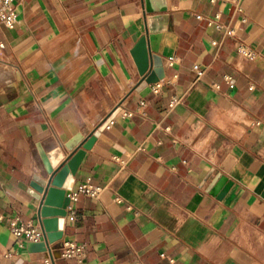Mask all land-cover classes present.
<instances>
[{"label":"crops","instance_id":"1","mask_svg":"<svg viewBox=\"0 0 264 264\" xmlns=\"http://www.w3.org/2000/svg\"><path fill=\"white\" fill-rule=\"evenodd\" d=\"M0 43V264H44L9 219L40 221L48 179L95 131L71 189H103L66 207L53 264H264V0H23Z\"/></svg>","mask_w":264,"mask_h":264},{"label":"water","instance_id":"2","mask_svg":"<svg viewBox=\"0 0 264 264\" xmlns=\"http://www.w3.org/2000/svg\"><path fill=\"white\" fill-rule=\"evenodd\" d=\"M161 15L148 16L149 30H155V21L161 18ZM133 57L136 61L138 71L140 74H144L149 67V52L147 49L146 37L142 35L133 47ZM111 119L108 117L100 127H104L105 124ZM95 133L91 134L74 153L64 162L55 173L48 179V184L44 191V197L39 209L40 223L44 230L45 241H28L26 248L30 252H43L47 249L46 244H53L60 240L63 235V223L66 216V206L69 204L68 193L70 192L73 184V176L76 169L85 153V149L88 148L95 138ZM83 139L81 133H76L65 146L67 149L72 150L73 147ZM226 177L217 173L212 181V185L209 188L210 193H220L218 196L226 190L229 185V181H226Z\"/></svg>","mask_w":264,"mask_h":264},{"label":"built area","instance_id":"3","mask_svg":"<svg viewBox=\"0 0 264 264\" xmlns=\"http://www.w3.org/2000/svg\"><path fill=\"white\" fill-rule=\"evenodd\" d=\"M23 0H0V24H4L7 27H13L17 21V5ZM200 17V15H197ZM3 44L0 43V47ZM242 55L247 57H253L255 55L254 51L248 49L247 47H240L239 49ZM192 68L195 70L196 77L199 78L203 73L204 69L198 64H194ZM230 81V77H226ZM230 85L232 83L230 82ZM158 85L153 86V90L157 91ZM142 104V103H141ZM110 121V119H109ZM108 121V122H109ZM105 124V126L108 124ZM104 126V127H105ZM102 187L100 185L94 184L90 179L79 183L75 189H71L68 193L69 204L66 206L70 207L71 202L77 198V196L82 193L92 198H99L102 192ZM68 218L74 217V212L70 210L66 213ZM9 228L12 234L17 238L20 244L27 241H45V234L40 221H26L21 222L18 216H13L9 219ZM47 249L45 252L47 256L44 258V264H53L54 256L51 252L52 244H46ZM84 253V246L72 240L62 241L59 248V256L62 258H74L80 259ZM163 255V254H161ZM137 264H144L142 261H138Z\"/></svg>","mask_w":264,"mask_h":264},{"label":"bare ground","instance_id":"4","mask_svg":"<svg viewBox=\"0 0 264 264\" xmlns=\"http://www.w3.org/2000/svg\"><path fill=\"white\" fill-rule=\"evenodd\" d=\"M4 69V68H3ZM3 69H1L0 68V79H2L3 78V76H5L6 75V71L5 70H3Z\"/></svg>","mask_w":264,"mask_h":264}]
</instances>
